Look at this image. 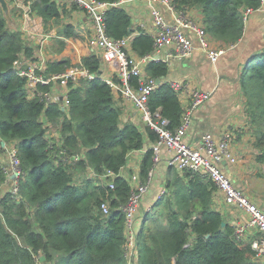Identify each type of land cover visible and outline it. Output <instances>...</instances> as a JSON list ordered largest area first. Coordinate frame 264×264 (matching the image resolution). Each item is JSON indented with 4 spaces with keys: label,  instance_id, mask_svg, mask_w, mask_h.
I'll list each match as a JSON object with an SVG mask.
<instances>
[{
    "label": "trees",
    "instance_id": "trees-1",
    "mask_svg": "<svg viewBox=\"0 0 264 264\" xmlns=\"http://www.w3.org/2000/svg\"><path fill=\"white\" fill-rule=\"evenodd\" d=\"M24 2L43 19L46 31L56 27L58 37L77 36L74 26L63 22L55 0ZM176 2L200 8L210 36L228 45L243 35L244 11L262 4L261 0ZM106 24L111 37H132L131 48L136 55L154 52L153 36H132L133 19L123 7L112 5ZM58 41L65 47L64 39ZM22 55L33 58L34 49L20 30L9 28L0 5V136L16 143L25 173L21 199L9 193L0 199V264H36L40 256H45L43 264H130L123 207L132 185L131 177L126 178L122 171L131 153L145 147L144 133L135 123H122L112 86L99 75V55L89 52L82 57V65L95 78L80 86L69 84L67 112L59 105L29 98L26 79L14 70V62ZM255 59L261 60L260 65L244 71L241 86L254 145L259 150L257 159L264 163V52ZM71 66L69 59H49L47 73H63ZM146 72L162 80L152 91L149 106L175 130L181 124L184 107L179 92L166 80L169 66L150 61ZM49 125L59 132L58 139L48 135ZM147 134L151 142L159 138L150 126ZM76 155L81 158L76 162L63 160ZM154 165L150 148L140 163L142 182H147ZM89 170L94 177L89 176ZM109 172L114 176L97 178ZM4 179L0 168V185ZM164 190L139 229L137 264H264L256 259L251 243L236 240L234 227L223 226L225 218L214 206L217 186L206 175L169 167ZM106 202L110 205L108 214L101 209ZM160 206L162 212L158 211Z\"/></svg>",
    "mask_w": 264,
    "mask_h": 264
},
{
    "label": "built area",
    "instance_id": "built-area-1",
    "mask_svg": "<svg viewBox=\"0 0 264 264\" xmlns=\"http://www.w3.org/2000/svg\"><path fill=\"white\" fill-rule=\"evenodd\" d=\"M60 4H69L82 9L89 16L92 22V32L87 38V48L101 57H106L112 62L115 73L110 80H107L113 89L114 94L121 96L131 102L134 107L143 114L145 122L154 129L159 138L153 144L154 167L150 170L147 182H142L140 174L131 176L130 182L132 192L127 204L123 207L126 216V233L128 236L127 256L129 263L134 259L138 262L136 243V220L142 205L145 194L152 183L154 168L161 161L162 152L166 149L170 153L167 159L170 167L180 171L191 170L206 175L217 186V193L222 196L226 205L248 215L246 226L235 228L236 240H245L248 228L254 227L262 234L251 243L255 251L256 259L264 262V210L250 199L241 187L237 186L225 170L224 162L236 164L238 158L231 146V135L227 134L220 142H215L210 134L202 136L198 146L189 144L186 140L188 130L193 125L195 112L211 98V93L201 90H189L181 84H172L176 91L186 92L189 104L185 106L181 124L175 130L168 127V120L162 118L158 112H153L149 106V97L156 89V79L147 75L146 66L150 61H163L169 64L174 58H187L193 55L196 46L192 36L198 40L208 58L216 63L225 53L224 49L215 48L211 36L205 26L199 24L189 13V6H179L176 0H145L151 8V17L156 27V32L151 35L154 38V52L140 57L131 49L132 37L115 39L107 32L106 14L112 5L100 0H55ZM262 1V0H261ZM164 5L173 17L169 22L163 12L157 6ZM253 8L244 11L246 22ZM26 16V15H25ZM48 38V37H46ZM165 55V58H162ZM111 64V65H112ZM48 58L45 53H40L33 58L20 57L14 62L16 73L26 79V90L29 98H39L46 105H59L63 111L70 108L69 84L74 86L83 85L84 81L95 78L86 69L82 62L73 65L63 73L48 74ZM118 80H115L114 78ZM137 81L135 84L134 81ZM51 128L52 125H49ZM54 129L48 131L50 137ZM58 132V131H57ZM59 134V133H58ZM56 138V137H55ZM59 138V135L58 137ZM65 154V151H61ZM80 156L63 157V160L76 162ZM0 168L5 174V179L0 185V199L7 193L17 200L21 199V180L24 177L21 159L15 142H6L0 136ZM140 171V170H139ZM93 172V171H92ZM95 175V173H93ZM112 172L97 177L104 180L106 177H113ZM114 189V184L110 185ZM163 189L161 195L164 194ZM104 214L109 213L110 205L103 203L101 207ZM41 257H37L36 264H43Z\"/></svg>",
    "mask_w": 264,
    "mask_h": 264
},
{
    "label": "crops",
    "instance_id": "crops-1",
    "mask_svg": "<svg viewBox=\"0 0 264 264\" xmlns=\"http://www.w3.org/2000/svg\"><path fill=\"white\" fill-rule=\"evenodd\" d=\"M119 3L133 19L134 33L132 36L139 33L153 35L156 32L151 17V8L147 1L119 0ZM9 6L11 11H17V16H13L11 12V20H8L9 26L12 25V28L15 27L16 30H20L24 38L30 37L34 41L36 40L34 42L36 48L31 46L35 56L42 52L45 53L48 61L49 59H69L72 65H78L82 62V57L91 52L87 48V38L92 32V22L86 12L79 7L60 4L63 22L73 25L77 32L75 38H63L58 37L56 27L46 31L43 19L38 14L31 12L24 0H13ZM157 6L166 19L173 22V17L167 8L162 4ZM189 13L199 24L204 26V16L200 8L191 6ZM192 37L196 46L195 52L187 58L170 60L168 64L169 73L166 79L169 83L181 84L190 91L201 90L211 93V98L195 112L193 125L188 130L186 140L189 144L198 146L205 134H210L217 143L223 140L227 134L231 135V146L238 161L236 164L227 163L224 166L225 170L233 182L244 189L250 199L264 210V163L257 159L259 150L254 145L255 138L246 111V97L241 86V77L244 71L260 63L261 60L257 61L255 56L264 52V0H262L260 7L254 9L245 22L243 35L237 43L228 45L211 36L213 46L225 50V53L216 63L208 58L196 37ZM58 38L66 41L65 47L61 46ZM162 58H165V55H162ZM101 59V77L110 80L115 73L113 64L106 57H101ZM114 95L115 102L122 111V123H135L145 135V147L131 153L128 165L122 171L123 176L130 178L139 172L144 154L152 148L155 142H151L149 139L147 134L149 126L145 122L143 114L131 102L121 96ZM179 95L185 108L190 101L188 95L186 92ZM58 133L54 129L52 135L58 137ZM169 157L170 153L164 149L161 161L154 168L152 183L138 212L135 228L136 248L144 215L148 210H152L165 188L170 167L167 161ZM88 174L94 177L92 170H89ZM214 206L223 214L226 224L236 229L247 225L248 215L226 205L220 194H216ZM261 236L262 234L258 229L251 227L247 229L243 242L252 243L254 239ZM137 258H139L138 255Z\"/></svg>",
    "mask_w": 264,
    "mask_h": 264
},
{
    "label": "water",
    "instance_id": "water-1",
    "mask_svg": "<svg viewBox=\"0 0 264 264\" xmlns=\"http://www.w3.org/2000/svg\"><path fill=\"white\" fill-rule=\"evenodd\" d=\"M0 5H1L2 10L6 16V19L11 20V10H10V6H9L8 1L7 0H0ZM101 74H102V71H100L99 75L101 76ZM156 83H157V85H160L162 83V80L157 79ZM223 164L226 165L227 162H224ZM225 225H226V222H223V226H225ZM41 261H45V256L41 257Z\"/></svg>",
    "mask_w": 264,
    "mask_h": 264
},
{
    "label": "rangeland",
    "instance_id": "rangeland-1",
    "mask_svg": "<svg viewBox=\"0 0 264 264\" xmlns=\"http://www.w3.org/2000/svg\"><path fill=\"white\" fill-rule=\"evenodd\" d=\"M14 11V12H13ZM13 11H11L12 13H13V16H17V14H16V10H13ZM6 17V16H5ZM9 28L12 30V29H14L15 27H13L12 28V25H10L9 26ZM14 30H16V28L14 29ZM25 40H26V43L29 45V46H35L36 44L34 43L35 41L32 39V38H25ZM35 44V45H34ZM34 48H36V47H34ZM257 61H260V60H257ZM258 65H260V63H258L257 65H254V67H256V66H258ZM50 129H56V128H54V127H51ZM57 130V129H56ZM54 131H52L51 133H53ZM78 178H80V177H78ZM158 208V211L159 212H162V206H160V207H157ZM153 209V208H152ZM155 209V208H154ZM152 213H153V216H156V212L153 210L152 211ZM145 216V215H144ZM140 237V236H139ZM130 261H131V264H136V263H134L135 261H134V259H131V257H130Z\"/></svg>",
    "mask_w": 264,
    "mask_h": 264
}]
</instances>
